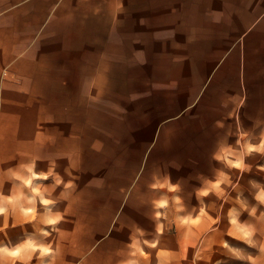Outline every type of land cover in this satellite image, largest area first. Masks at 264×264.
I'll return each mask as SVG.
<instances>
[{
  "label": "crops",
  "instance_id": "1",
  "mask_svg": "<svg viewBox=\"0 0 264 264\" xmlns=\"http://www.w3.org/2000/svg\"><path fill=\"white\" fill-rule=\"evenodd\" d=\"M262 66L264 0H0V142L12 137V169L37 160V172L55 167L66 183L70 167L77 179L79 168L83 174L84 137L99 127L92 118L86 129V98L126 106L115 119L124 124L110 165L124 174L115 176L109 241L114 264H143L138 250L158 228H213L212 212L201 214L210 180L195 187L159 170L211 160L223 147L222 107L242 103L244 74ZM4 152L0 146L1 163ZM60 186L54 197L47 191L65 219L42 242L67 249L69 237H57L69 233L81 256L100 241L99 204L88 219L76 210L69 225V190ZM204 189L209 198L199 195ZM77 261L60 251L53 264Z\"/></svg>",
  "mask_w": 264,
  "mask_h": 264
},
{
  "label": "rangeland",
  "instance_id": "2",
  "mask_svg": "<svg viewBox=\"0 0 264 264\" xmlns=\"http://www.w3.org/2000/svg\"><path fill=\"white\" fill-rule=\"evenodd\" d=\"M262 69L261 72L244 74V99L242 103L222 107L221 128L224 135L221 138V144L223 147L232 145L233 149L239 152L245 142L253 144L260 142L261 135L264 133V66H262ZM92 101L93 98H86V104L84 105L85 118L90 119V121L86 120V129L88 128L87 124L94 128L92 118L95 119V124H98L99 127L94 128V134L88 131L91 133L84 137L86 152L83 174H81L82 170L79 168L80 178L77 179L76 170L71 167L68 170V179L72 181V184L68 185V200L64 203L68 206L67 224L69 225L74 222L78 211L81 213L80 216L83 215L84 218L88 219L94 203L96 214V206L99 204L100 241L96 242L92 248H86L81 256L78 255L79 250L73 248L72 237L69 233H60L57 237L59 242L60 238L63 239V244L66 236L69 237L67 249L54 248L52 243L50 246L53 249V259L60 255V251L63 254L66 251L69 260L70 258H78L75 264H84L83 260L87 256L93 258L85 264H114L117 257L115 239L110 242L109 238L113 229L111 223L115 218L119 201L117 199L118 189L116 184L119 179L115 176H119L120 171L124 174V169L114 168L110 165V160L113 159L114 161L118 156L114 150L116 149V141L120 137L116 136V133L122 132V129L119 128H122L124 124V120L115 119L117 117L124 118L123 113L126 106L107 102L93 104ZM101 101L107 100L102 98ZM130 107L128 106L127 111ZM72 108H76V106H70V109ZM71 112L72 110H70ZM27 117L29 116L27 115ZM96 118L100 120H96ZM22 122L21 125H23ZM24 123L28 126L27 120ZM69 123L71 124V122ZM111 128L113 129L108 132L107 129ZM238 136H242L241 145L236 144ZM0 146L5 150L3 153L5 161H2V163L0 161V166L4 164L6 170L11 168L13 164L12 137L6 136L3 138ZM91 148L93 153H88L87 151H90ZM215 153L211 154V160L208 158L206 161L198 162L195 167L190 169L182 168L180 163L178 164L180 166L175 167V163L172 164V167L164 164V167L159 170L172 176V178H180L185 183L196 185L195 187H199V180H204L205 177L210 181L219 178L220 171L225 172L230 177L231 185L223 183L219 191L212 189V200L202 201L201 203L202 209L206 207L209 212H212L213 228H207L208 230L197 228L196 231H189V228H180L179 232L177 228H158V231L152 234L151 238L144 242V245L138 250L142 259H144L143 264H264V204L254 199L260 187H264V171L259 168V166L264 165V155L253 153L252 156L247 157L246 163L252 166L251 170L241 174L239 170L229 169L226 165L218 162L214 158ZM120 155L123 156V154ZM10 176V172L1 173L0 171V180H4L0 191H3L5 195L9 194L13 185L12 181L8 180ZM44 181L38 179L33 184L46 186ZM75 181H79V183H75ZM251 181H255L260 185L254 186ZM48 186V190H52L51 185ZM60 187L59 185V192ZM27 191L25 189V192ZM56 191L55 188L53 197ZM209 194L207 195L208 198ZM93 196L95 199H93ZM120 196H123V192ZM59 204L60 200L55 205H49L48 207L55 209L59 207ZM229 209H232L231 213H229ZM44 211V207L38 206L40 214H43ZM232 218L237 219L236 224L229 223ZM15 219L17 223H20L19 214L16 215ZM2 222V217H0V223ZM12 223L13 218L9 217V228L5 230L6 235L0 233V243L15 245L28 235H34V238L40 241L45 240V237L40 235V228L45 227L41 224L40 218L33 224L29 223L22 226L12 227ZM29 225H32L33 228H29ZM36 225L37 228H35ZM48 228L51 229L50 226ZM242 229L249 232L247 237L244 236ZM95 235L97 234L95 233ZM92 236L91 233L90 237ZM113 236L115 237V234ZM117 236L119 238L123 236V233H119ZM52 237L53 233L47 238ZM86 237L88 238L87 233ZM36 261L33 259L32 263L36 264Z\"/></svg>",
  "mask_w": 264,
  "mask_h": 264
},
{
  "label": "clouds",
  "instance_id": "3",
  "mask_svg": "<svg viewBox=\"0 0 264 264\" xmlns=\"http://www.w3.org/2000/svg\"><path fill=\"white\" fill-rule=\"evenodd\" d=\"M242 136H238L236 140L237 145H241ZM255 154L264 155V133L261 135L260 142L253 144L245 142L241 146L239 152L235 151L232 145L218 148L214 154V158L226 165L229 169H237L241 174L251 170V165L246 163V158ZM36 161L34 160L28 164L20 165L19 167L23 171H17L12 168L7 169V172L11 173L8 180L18 181L19 183H13L9 194L5 195L3 191H0V217H2V223H0V233H5V230L9 228V217L13 218L12 227L16 225L33 224L40 218V222L45 227L40 230V235L47 238L56 232L58 224L64 219V213L60 211L53 212L49 205H55L57 200L49 198L51 195L48 193V187L42 184H33L35 180H47L52 177L54 183L52 184V193L55 188L61 184L64 187L72 184V181L64 182L60 174L54 171L55 167L48 168L45 171L37 172ZM261 171H264V165L259 166ZM4 180H0V189H2ZM228 183L231 185L230 177L223 171L219 172V178L210 181L212 189L220 190L221 184ZM254 186L260 184L251 181ZM25 189L28 191L25 192ZM47 193V197L45 195ZM62 193V192H61ZM209 194L208 189H204L199 195L207 196ZM254 199L259 203L264 204V187H260L259 191L254 196ZM38 206L44 207L43 214L38 212ZM246 210V209H245ZM232 209H229L231 213ZM204 213V209H201V214ZM19 214L21 221L16 222V215ZM251 215V213H249ZM197 220H193L192 223H197ZM187 223V220H185ZM230 224H236L237 219L232 218L229 220ZM51 227V231L48 227ZM244 236L247 237L249 232L246 229H242ZM154 246V245H153ZM227 246V244H226ZM38 253V255H37ZM135 256V253H132ZM33 259L38 261V264H53V249L49 244H46L39 239L34 238V235H28L21 242L10 245L0 243V264H32ZM127 264H136L135 260H129Z\"/></svg>",
  "mask_w": 264,
  "mask_h": 264
}]
</instances>
